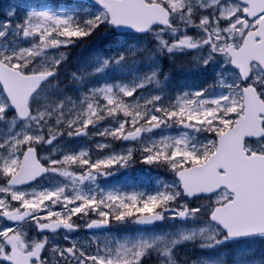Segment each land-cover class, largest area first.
<instances>
[{"label":"snow or ice","instance_id":"snow-or-ice-1","mask_svg":"<svg viewBox=\"0 0 264 264\" xmlns=\"http://www.w3.org/2000/svg\"><path fill=\"white\" fill-rule=\"evenodd\" d=\"M0 264H264V0L0 11Z\"/></svg>","mask_w":264,"mask_h":264},{"label":"trees","instance_id":"trees-1","mask_svg":"<svg viewBox=\"0 0 264 264\" xmlns=\"http://www.w3.org/2000/svg\"><path fill=\"white\" fill-rule=\"evenodd\" d=\"M94 47H95V45H92V48H94ZM83 51H87V47H86V49H84V48H76L75 49V54L76 55L79 54V56H80Z\"/></svg>","mask_w":264,"mask_h":264},{"label":"rangeland","instance_id":"rangeland-1","mask_svg":"<svg viewBox=\"0 0 264 264\" xmlns=\"http://www.w3.org/2000/svg\"><path fill=\"white\" fill-rule=\"evenodd\" d=\"M141 175L144 176L142 173H141ZM165 179H167V178H165ZM126 185H128V183H127ZM128 186H129V185H128ZM132 186H134L133 181H132ZM76 238H77V237H76ZM81 241H82V242H85V241H84V238H82Z\"/></svg>","mask_w":264,"mask_h":264}]
</instances>
